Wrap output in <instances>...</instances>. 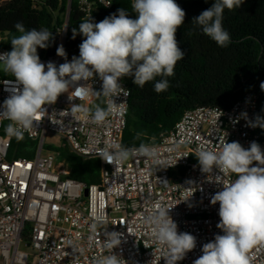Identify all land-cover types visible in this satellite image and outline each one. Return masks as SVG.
<instances>
[{
	"label": "built area",
	"instance_id": "2783aa9c",
	"mask_svg": "<svg viewBox=\"0 0 264 264\" xmlns=\"http://www.w3.org/2000/svg\"><path fill=\"white\" fill-rule=\"evenodd\" d=\"M69 1L68 17L74 8L80 23L90 18L98 23V11L112 7L111 0ZM83 39L77 34L66 49V31L60 34V46L68 62L79 57ZM5 52L0 49V54ZM41 62H53L58 67L65 59L57 56ZM130 79L125 76L120 81L129 93ZM16 88L22 86L15 78L0 77V111ZM93 88L102 89L98 77ZM74 90L60 95L54 105H46L47 114L37 127L24 132L35 143L32 160H7L11 139L6 128L10 121L0 115V257L9 264H96L110 254L103 247L106 230L121 233L122 243L113 251L126 264H166L167 248L154 240L145 223L146 216L159 205L172 208L169 215L178 232L196 238V247L178 262L194 264L202 255L203 245L223 235L217 227L219 204L211 203L212 196L223 189L222 184L236 179L234 174L216 169L212 174L202 173L195 155L201 147L220 151L226 142H238L247 149L255 141L264 151L258 126L249 125L258 116L257 91L248 93L228 110L210 108L185 113L172 132L158 142L145 139L143 144L156 150L155 157L137 155L113 166L101 160V151L113 143L122 145L130 94L116 98L120 107L104 124L97 125L91 116L99 106L98 99L106 108L109 98L80 99ZM74 106L87 107L89 113L73 111ZM48 137L64 144L61 153L45 150ZM67 154L75 158L68 166L60 162L61 155ZM252 166L258 165L254 162ZM99 215H103V222L97 220ZM26 232L34 252L30 262L18 251ZM248 255L250 264H264V243L250 249Z\"/></svg>",
	"mask_w": 264,
	"mask_h": 264
},
{
	"label": "clouds",
	"instance_id": "9594fccd",
	"mask_svg": "<svg viewBox=\"0 0 264 264\" xmlns=\"http://www.w3.org/2000/svg\"><path fill=\"white\" fill-rule=\"evenodd\" d=\"M244 3L245 0H215L193 21L219 47H227L231 37L223 28V13L225 9L241 8ZM132 9L136 19L129 18V12L120 8L98 23L92 18L81 22L78 30L73 29V38L77 34L84 37L79 45V57L74 56L68 62L60 46L57 55L65 63L58 67L53 62L42 63L37 52L38 48L49 47L54 40L52 32L26 30L21 22L14 25L19 35L10 41L12 50L0 54V65L22 86L11 92L0 111L10 121L6 128L9 136L22 140L24 132L37 127V122L45 117V106L54 105L60 95L69 94L72 88L80 99L109 98L107 107L97 106L91 116L93 123L101 125L120 107L115 99L130 94L120 83L123 77H134V84L143 88L157 77L174 76L177 62L185 56L176 40L185 11L175 0H132ZM96 77L102 82L101 91L93 88ZM169 86L167 79H161L155 82L154 90L161 93ZM261 88L264 89V84ZM73 111L89 113L82 106H74ZM249 125L264 128V119L257 116L256 122L249 121ZM137 155L153 158L156 150L143 143L138 148L113 143L101 151V160L114 166ZM195 157L202 173L212 174L216 169L219 173L234 174L236 179L222 184L223 189L212 196L211 203L219 204L217 227L223 235H216L214 241L204 244L202 255L194 264H250L249 250L264 243V151L255 141L247 149L238 142H226L220 151L201 147ZM254 162L258 166H252ZM171 209L157 205L146 216L145 223L150 226L154 240L167 248L166 264H178L196 247V238L178 232L169 215ZM97 220L103 222V215L97 216ZM104 236L103 247L110 254L98 259L96 264H126L113 251L122 243L121 233L105 230Z\"/></svg>",
	"mask_w": 264,
	"mask_h": 264
},
{
	"label": "trees",
	"instance_id": "16d2710c",
	"mask_svg": "<svg viewBox=\"0 0 264 264\" xmlns=\"http://www.w3.org/2000/svg\"><path fill=\"white\" fill-rule=\"evenodd\" d=\"M110 10H99L97 22L124 8L129 18L136 19L132 0H111ZM186 13L184 24L177 29L176 40L184 52V59L177 62L172 77H157L143 88L136 86L131 77L128 125L123 133L122 146L137 148L150 138L155 142L172 132L175 125L187 112L217 108L230 109L245 95L256 90L260 96L258 116L264 119V0H245L241 8L225 9L223 28L229 32L231 43L219 47L202 32L194 20L215 0L175 1ZM68 0H0V49L12 50L10 43L18 36L14 25L21 22L26 30L47 29L54 40L47 49H37L40 60L57 57L60 34L66 31L68 49L74 42L73 29L79 28L80 19L72 8L67 20ZM74 7V5H73ZM3 79L14 78L4 71ZM167 79L169 88L161 93L154 90L155 82ZM99 107H102L98 99ZM264 140V128L258 126ZM11 144L7 160H32L35 143L23 136L17 140L10 136ZM63 146L64 144L61 143ZM62 146L45 150L62 152ZM70 154L61 155L60 162L67 166L74 163ZM30 234L23 235L22 241L29 247Z\"/></svg>",
	"mask_w": 264,
	"mask_h": 264
},
{
	"label": "rangeland",
	"instance_id": "374dc122",
	"mask_svg": "<svg viewBox=\"0 0 264 264\" xmlns=\"http://www.w3.org/2000/svg\"><path fill=\"white\" fill-rule=\"evenodd\" d=\"M38 1L45 2L46 0H38ZM3 70H4V68L2 66H0V71L2 72ZM45 145L47 147L50 145V146L55 147V148L62 146L60 141L56 138H53V137H48L46 139ZM18 251L21 255L29 258L28 262H30L32 260V257L34 256V252L32 251V249L30 247H28V245L24 244L23 242H21ZM22 262H25V261L22 260ZM9 263L10 262H7L2 257H0V264H9Z\"/></svg>",
	"mask_w": 264,
	"mask_h": 264
},
{
	"label": "water",
	"instance_id": "95a60500",
	"mask_svg": "<svg viewBox=\"0 0 264 264\" xmlns=\"http://www.w3.org/2000/svg\"><path fill=\"white\" fill-rule=\"evenodd\" d=\"M69 8H70V1L68 0V6H67V20H68V13H69Z\"/></svg>",
	"mask_w": 264,
	"mask_h": 264
},
{
	"label": "crops",
	"instance_id": "0c3cea01",
	"mask_svg": "<svg viewBox=\"0 0 264 264\" xmlns=\"http://www.w3.org/2000/svg\"><path fill=\"white\" fill-rule=\"evenodd\" d=\"M3 72H4V70H3L2 72L0 71V75H1Z\"/></svg>",
	"mask_w": 264,
	"mask_h": 264
}]
</instances>
